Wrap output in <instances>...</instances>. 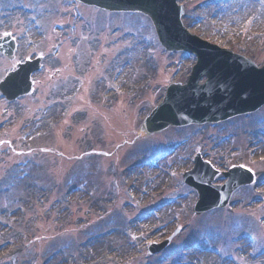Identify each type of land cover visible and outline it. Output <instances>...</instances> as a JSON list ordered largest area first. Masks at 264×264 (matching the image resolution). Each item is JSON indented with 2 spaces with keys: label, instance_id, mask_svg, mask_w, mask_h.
I'll return each instance as SVG.
<instances>
[{
  "label": "rangeland",
  "instance_id": "1",
  "mask_svg": "<svg viewBox=\"0 0 264 264\" xmlns=\"http://www.w3.org/2000/svg\"><path fill=\"white\" fill-rule=\"evenodd\" d=\"M203 1L204 0H193L190 2V9L193 8L192 4H199ZM22 4H27L29 7L32 6L31 8H33L34 12L30 17H26L21 12H19L18 7ZM208 10L209 13L206 9H203L201 15L203 17H206L207 15L210 16L209 18L212 17V19H215L216 16L212 15L213 9ZM193 11L194 10H192V13ZM199 12L198 14H194L193 21H187V23L192 27V32L199 33L200 35L211 40L213 43H218L222 47L233 48L235 45L238 53L250 56L259 65L264 64V38H253V36L249 35V31L245 36L240 37V35H238L229 40L228 37L232 36L229 35L231 31L228 30H231L230 28L226 30L225 35H216L215 37V34L211 28H209V30L204 29V31H201V27L196 25L195 17H199ZM252 12L255 13V10L252 9L250 11H241L239 20L233 26V29L238 30L242 26L244 20ZM57 14L58 12H56V8L52 5L51 0H0V35H3L4 32L12 31L14 32L15 37L19 39L21 46L20 53L18 55L19 62H22L25 59L31 42L40 36L42 32H48L49 34L51 33V36L55 35L58 37L59 33L54 29V25L56 23H71L76 21L74 15L70 13L66 15ZM83 14L84 16L85 14L88 16L90 15V19H92V17L95 15L94 12L89 14V11L88 13L84 12ZM111 20V25H113L114 28L117 26L123 27L122 31H120L117 35V38H122L121 40H123V45L122 47L120 45L117 47V45L114 44L116 40L115 38H112V40L107 42H103L105 46V49L102 51L103 57H105V55L108 56L107 65H110L111 61L109 60L114 58V56L116 57L118 54H121L120 50L123 49V56L116 63L111 75L113 76L114 74L118 73L119 77L121 76L118 84H120L123 89L130 90L131 92H129V95L125 93L126 95H124V97H119V100L117 101L116 94L111 91L112 85L110 83V75L107 76V84H105L103 80L100 82L98 81L100 76H104L100 75L98 73L99 71H96V73H91V82L94 84L93 90H90V92L84 96L82 99L83 104L75 108L72 117L62 123V120L60 119L62 108L66 104L64 101V95L71 93L74 87V82L70 78H67L68 75H65L63 69L61 71L57 69L48 76L51 77V81H49L50 79L45 76L46 72L35 77V88L31 96L22 98L13 105H9L0 98V130L3 128L9 131L8 134L4 136L2 140H0V230L4 229V227L7 225H11V223H13L12 221H15V216H17L20 210L27 212V217H25L23 224H19V228L17 229L12 228L14 230L16 229V231L9 234L6 240V245L1 246L0 264H3L7 261L11 262V260L14 261L13 264H30L35 262L37 264H66L67 259H73L72 255L70 256V259L68 257L69 248H72L74 251L79 248L81 249L82 242L91 235L97 234L99 232H109V230L117 228L118 223L113 220L112 216H121L117 220L122 223L124 216H134L138 213L134 211L130 212V214L126 213L127 209L125 205L127 203L133 204V202L129 200V194H126L127 198L124 197V199H121L120 202L118 200V208L115 206L116 208L113 207L114 209H109V211L106 213L101 211L103 206L111 208L110 206L106 205L108 204L109 197L111 195V178L117 179V170L121 172L122 189H124V187H130L132 188L133 193L137 192L134 193L135 196H138L139 199H146L149 193H157L163 182L167 183L169 172L168 168L179 167L181 172L183 171L186 163L182 159L190 158L192 151L195 148L194 143L197 142L195 139H198V146L203 148V152L206 154H204L205 156L209 155V153L211 155H217L219 162L217 167L219 169H223L226 166H233L235 164H244L245 166L251 167L255 172L259 173L257 174V179L264 178V150L255 151V148H253L250 150L253 152V155L250 156L248 152L246 153L245 147L248 146V144L253 145L250 142L253 140V138H246L243 134H240L237 138H234V140L231 141V144L227 143V149L226 147H223L225 148L227 154L226 152L223 153L222 150L215 152L212 146L213 141H220L222 137L228 136V134H232L236 131L241 133L242 129L245 128L249 129L255 134V127L260 128V124L256 123L255 121L251 122L250 120L248 121L241 118L239 119L240 121L234 120V122H231L227 126L225 125V127H222L220 130L217 128L213 129L210 126H205V128L202 129V133H199L197 137L190 138L191 140L189 139V137H191V131L193 130L191 127L183 130L184 132L181 134H178L174 131L165 136H161V134L160 136H156L154 138H146L142 140L136 139L142 126L140 114L142 108L146 106L147 111L151 104L154 106L160 104L161 96L169 84L176 81L187 82V76L190 72L193 61L190 60L189 62L183 58H179L178 61L180 65H176L174 62L177 61L178 55L170 56L162 54L158 60L162 66V75L158 77L150 85V87L142 85L146 76L150 73V70H139V66L144 64L141 52L142 44L140 43V39H142L144 33H140L141 29L139 30L140 27L137 24V21L125 22L121 18L115 17H113ZM209 22L213 21L206 20L203 25L205 26L206 24L209 27ZM25 28L29 30L28 34L26 35L23 34ZM80 31L82 30L77 28L75 32L70 33L69 38L75 36L76 38H81L82 36ZM90 31L97 34L102 32V30H96V32L93 28H91ZM91 32L86 33L88 38V34H91ZM258 32L259 29L254 28V33L256 34ZM131 33L134 34L133 37L131 36ZM94 38L95 37L93 36V38H90V40H93ZM97 38L99 39L100 37ZM94 42L95 41H93V43ZM233 42H235V44ZM96 45L97 42L95 46ZM93 46L94 44L88 47L94 49L95 46ZM85 49L86 48L84 45L81 46L79 49L80 53L85 52ZM48 50L49 48H45L46 53H48ZM69 57L70 58L65 61V64H68L71 58H74V51L69 54ZM57 59H61V61H63V55ZM77 59L84 60L80 55ZM123 59L125 60L123 61ZM128 61L130 62V65L128 67L123 66V64ZM78 62L81 64L80 70H82L84 68V61ZM48 64L51 67L49 61L47 65ZM15 65L16 62H9L0 57V81L4 76L7 75V73L15 68ZM63 66L64 63L62 64V67ZM60 67L57 66L55 68ZM84 70H86V68H84ZM71 73L72 76L77 75L76 73H73V70H71ZM43 78L45 79V84H42V82L39 81V79L43 80ZM52 80L53 83L51 84ZM141 88L143 89L141 90ZM100 91H102V93ZM96 99L98 101H93ZM92 102H98L96 107H92V109H96L95 111H90V105H92ZM109 102H112L115 106V108L111 109L110 112L107 110ZM113 114L115 123H109V127H105L104 121H106L107 117L110 120V118H112L111 115ZM104 115L107 116L105 119H103ZM263 115L264 112L262 111L257 114V116L260 118H262ZM252 127H254V129ZM171 130L173 129L170 128L164 133H167ZM105 132H110V134L105 135ZM173 134H177V137L183 141H171L174 139L172 138ZM24 136L27 138H24ZM177 142H180V147L177 150V156H175L173 159L170 157V159H167L162 165L159 164V171L157 175L154 176L148 170L146 171L145 169H139L138 171L126 174L125 177L123 176L124 170H126L132 164L145 161L152 155L154 156L155 154L161 153L168 145H173ZM9 143H12L11 147L8 146ZM56 146L61 148L60 151L67 155L70 160L62 159L60 163H55L53 155L44 154L45 156L41 157V159L42 161L47 160L48 165L45 167L44 161L41 164L44 166V172L48 175V177L46 179H38L37 169L35 166L31 163L28 164V159L32 157L28 151L38 148L50 149L52 147L55 148ZM92 147H94V150L97 151L110 152L114 150L115 153L113 158L116 159H106V167L103 168V175L99 178L96 177L94 172L95 168L93 169V166L94 163L96 164L100 158L93 157V159L89 160L81 159L82 161H76L79 158H86V155H84L85 157H80V155L89 153ZM11 149H13V153L15 154L13 156ZM228 153L232 154L234 157H231ZM112 160L118 162L119 166L117 169L115 167H113V169L112 167L109 168ZM256 161L262 162L259 164H254ZM100 163L101 161H99V164ZM76 165L84 170L85 174L87 172V175H89L90 178H69V183H64L63 185L61 184L58 187V181H56L54 174L60 178V183L61 177L63 176V172L61 170H63L64 167H68L66 169L67 174H70L73 177L79 174V169L77 167L71 168L72 166ZM52 166L54 174L51 172ZM166 166H170L165 169L167 170V173L166 171L163 172V168ZM142 177H145L143 184L141 183ZM66 178L67 176H65L63 180ZM147 178L148 180L146 181ZM12 182L15 184L12 187L17 185L16 189L14 190H11V185H9ZM123 182L127 185H123ZM34 183L37 185L38 183H41L40 185L46 188L45 190H47V195H50V197L45 199L42 194L37 195L36 192H34ZM152 183H155V185L152 186ZM75 186L82 189V191H79L81 193L79 196L75 195V191H72L71 194L69 193V196L63 194L66 190H74ZM7 188H10L9 190L11 191L6 196L5 189ZM169 188V191L165 194L158 192L159 194L156 200H154V202H152L147 207H150L155 203H159L160 201L173 199L176 195L188 193L182 184V179L180 176L177 178L174 184L170 185ZM140 189L143 192H139ZM26 190L29 191V193L27 196H24L26 194ZM260 191L264 192L263 189ZM112 192L116 193L114 188ZM243 192L244 193L239 190L233 197L234 201H238V203L241 202V204L237 207L238 210L234 208L235 204L232 205L235 212L247 215L254 213L257 215H264V212L254 211L256 203L251 202L252 199L264 197V195H249L247 192ZM245 193L248 195L246 196ZM94 194L95 197H88V195ZM85 196H87V198ZM31 198L37 199L39 203L34 208L29 210V206L27 204ZM96 198L101 200H95ZM86 201H92V203L87 204ZM97 201L100 202L97 203ZM92 210L95 211L96 217L94 216L91 219L89 225L84 227V225H86L85 223L90 219L88 217V213H90ZM132 210V208H129V211ZM54 211L55 213H53ZM121 211H124L123 215L116 214ZM178 212H180V207H178V210L175 212L168 210L166 215L170 217L166 219V222L164 216H161L158 212L156 220L154 217H151L150 224L147 226V228L150 225L155 224L157 221V224L153 225L151 229L153 230L156 225H160L161 230L159 229L160 231L158 230L157 234L151 233L148 237L139 239V242H131L135 243V245H138L140 242L143 243L137 246L136 250L130 246L131 249H128L123 254H118L114 250H107L105 247L101 246L96 252L90 251V254L92 257H94V260L91 259L93 261H90V259H88V263L121 264L122 261L124 262L128 259L133 260L136 258L137 255L134 254H139L141 256V260L131 264H146L149 260H154V258H152L154 256H145V245L148 242L160 243L165 239H168L174 228L170 226L172 225V217L174 218L175 214ZM7 216H10V219L9 217L7 218ZM223 217L224 216H220V214H216L214 217H211V219H207L205 221L202 219H200V221H196L197 219L195 216H189L188 218H185L182 223L183 229L188 227L190 223L193 224L192 229H188L185 231V233L181 234V236L172 244L170 248H168L164 253L155 256V258L158 260L160 256L164 254L169 256L167 261L169 263L159 264H170L178 260L181 257V254L175 252L178 249L173 251V248L180 246V244L183 243V239L185 237L195 233L196 231H201V233H203V235L206 237L210 233L213 234L214 232L212 230L217 228L220 224L222 225ZM27 220L28 225L25 223ZM104 220L108 222V226L104 229L102 224L95 225L98 222H102ZM87 228H89V231H84ZM226 228H229V225L226 226ZM141 230H146V228L140 229V231L135 230V234L137 235L139 232L141 233ZM116 234V236H118L116 241L117 246H127L126 242L123 240L121 231H116ZM223 236L226 237V235ZM26 237H28V239L25 243L24 238ZM197 241H201V239H195L194 242ZM114 243L115 242H112L111 244ZM66 244L67 246L65 247ZM60 245L61 251L56 255L57 257L52 256V258L48 261V254L50 255V253L55 250L54 248H58ZM70 245L71 247H69ZM210 245L214 246V243H211L210 241ZM238 246L239 245H232L228 248L231 252L232 248ZM88 250L89 248L86 249V252ZM230 252L226 251V254ZM74 256L80 258L79 253L77 252L74 253ZM4 257H6V259L3 260ZM83 260H85L84 257L82 258V261ZM185 260L188 261V259ZM192 260L194 262L198 261L197 259ZM242 264H246V261H244Z\"/></svg>",
  "mask_w": 264,
  "mask_h": 264
},
{
  "label": "bare ground",
  "instance_id": "2",
  "mask_svg": "<svg viewBox=\"0 0 264 264\" xmlns=\"http://www.w3.org/2000/svg\"><path fill=\"white\" fill-rule=\"evenodd\" d=\"M260 10H261V13L259 14V15H257L256 17V19H255V24H260V25H263L264 24V20L262 19L261 20V15L263 14L264 15V5H261L260 6ZM226 15H227V19L225 20V21H227V22H232L233 24H235L236 22H238V20H239V15H236V16H232V14H231V12L229 11V12H226ZM254 24V23H253ZM143 67H142V69H140V70H146V71H148L149 70V67H150V64H143L142 65ZM101 93H102V91H100ZM141 111H144V108H142V110ZM256 143H261V140L259 139V138H256L255 140H254ZM263 142H264V140H263ZM263 147H264V145L262 146H260V144H253L252 145V147L251 148H255V149H257V150H264L263 149ZM216 148H218L219 150H223V147L221 146V145H219V146H216ZM225 149V148H224ZM137 169H135L134 171H136ZM145 170L147 171L148 170V168H145ZM150 171H151V174L152 175H154L155 176V174L157 173L156 171H154L153 169H150ZM152 186H154L155 185V183H152L151 184ZM151 185H147V186H151ZM28 193H29V191H27L26 190V194L24 195V196H27L28 195ZM95 204H97V203H95ZM150 220H151V218L150 217H148V218H146L143 222H141L140 224H138V227L139 228H141L142 226H144V225H147L149 222H150ZM113 239H112V238ZM115 239H118V236H109V235H105V236H101L99 239H94L93 241L94 242H92L91 244H88L87 246H86V248H85V251H84V253H83V257H84V261H83V263H85V264H87L88 263V259H93L94 260V257H92L91 256V254H90V251H94V252H96L97 250H98V248H100L101 246L102 247H105V249H117L116 247H113L112 246V242H115L116 240ZM244 246V244H242L241 245V248ZM87 248H89V250L86 252V249ZM128 248L126 247H123L122 249H121V251H124V250H127ZM193 257H195V258H198L200 261H202V262H204V264H206L207 263V261H211V262H213L214 264H215V260H214V258L213 257H211V255L209 254V255H199V253L198 252H192V253H190ZM88 260V261H87ZM93 260H91V261H93ZM217 263V262H216ZM218 264V263H217Z\"/></svg>",
  "mask_w": 264,
  "mask_h": 264
},
{
  "label": "snow or ice",
  "instance_id": "3",
  "mask_svg": "<svg viewBox=\"0 0 264 264\" xmlns=\"http://www.w3.org/2000/svg\"><path fill=\"white\" fill-rule=\"evenodd\" d=\"M11 35H12V33H10V32H4L3 33V36H5V37L11 36ZM241 167H244V166L241 165Z\"/></svg>",
  "mask_w": 264,
  "mask_h": 264
},
{
  "label": "water",
  "instance_id": "4",
  "mask_svg": "<svg viewBox=\"0 0 264 264\" xmlns=\"http://www.w3.org/2000/svg\"><path fill=\"white\" fill-rule=\"evenodd\" d=\"M99 3V2H98Z\"/></svg>",
  "mask_w": 264,
  "mask_h": 264
}]
</instances>
